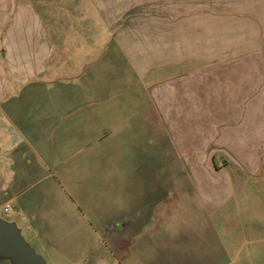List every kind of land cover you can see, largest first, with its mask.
I'll use <instances>...</instances> for the list:
<instances>
[{
	"label": "crops",
	"instance_id": "0c3cea01",
	"mask_svg": "<svg viewBox=\"0 0 264 264\" xmlns=\"http://www.w3.org/2000/svg\"><path fill=\"white\" fill-rule=\"evenodd\" d=\"M35 1L40 15L29 1L20 16L44 17ZM93 1L110 26L70 40L58 28L55 43L135 45L133 66L94 63L87 91L41 94L30 117L6 102L15 145L0 141V218L53 262L158 264L176 253L177 224L187 241L191 222L200 227L210 207L235 197L240 175L215 168L217 147H243L251 159L248 147L264 145V0H197L189 17L175 0ZM0 9L16 18L10 0ZM63 9L57 24L70 26L75 9Z\"/></svg>",
	"mask_w": 264,
	"mask_h": 264
},
{
	"label": "rangeland",
	"instance_id": "374dc122",
	"mask_svg": "<svg viewBox=\"0 0 264 264\" xmlns=\"http://www.w3.org/2000/svg\"><path fill=\"white\" fill-rule=\"evenodd\" d=\"M29 1L33 13L40 15L41 2L10 0V5L14 3L16 6V18L0 17V141L6 143L7 150L15 145L14 131L11 130L13 122L3 112L9 99L12 101L9 105L13 113L23 112L30 117L33 108L38 109L44 105V98L39 95L47 94L56 100L57 93L87 91V75L94 63L118 60L122 61V65L119 62L118 67L123 70L126 69L124 62L128 64V68H132V59L127 50H132L133 53L137 51L135 45H132V49L123 51L121 49L124 45H57L55 32L58 28L69 40L73 33L81 35L90 31H95L96 34L104 32L110 26L106 10L98 7L93 0H44V17L24 19L20 16L21 9ZM172 2L176 10H187L188 17L198 12L202 4L197 0H175L168 5H172ZM65 7L68 8L67 13H71L72 8L75 9V16L68 20L70 26L57 24L56 14L59 12L61 15ZM0 13L2 14L1 9ZM25 21H28L30 27L24 26ZM8 22H15V27H9ZM42 23L44 31H41ZM9 29L15 31L8 32ZM42 36L47 39V49L42 44ZM113 47L117 50L113 51ZM194 47L191 46V51H194ZM39 62L44 66L41 67ZM62 62L66 66H61ZM43 69L46 71L43 72ZM35 73L44 74L33 77ZM35 95L36 97H30ZM217 148L216 162L213 163L215 168L235 171L240 175L236 179L235 197L223 208L210 207L207 211L208 221L205 222L207 225L198 223L199 227L196 222H191L187 226V241L181 234L184 225L177 224L176 253L160 258L158 264H264V145L248 147L249 151L246 153H250L251 159L243 154V147ZM8 154L7 151L4 154L2 152V159L6 160ZM181 166L184 168L185 162ZM4 216L8 218L7 214ZM37 252L41 255L38 249ZM43 258L47 264H108L107 258H97L95 255L82 259L70 256L60 258L58 262H53L50 257ZM111 264H118V261L112 260ZM139 264L144 263L140 261Z\"/></svg>",
	"mask_w": 264,
	"mask_h": 264
},
{
	"label": "water",
	"instance_id": "95a60500",
	"mask_svg": "<svg viewBox=\"0 0 264 264\" xmlns=\"http://www.w3.org/2000/svg\"><path fill=\"white\" fill-rule=\"evenodd\" d=\"M0 256L13 264H46L44 259L26 242L15 224L0 218Z\"/></svg>",
	"mask_w": 264,
	"mask_h": 264
}]
</instances>
